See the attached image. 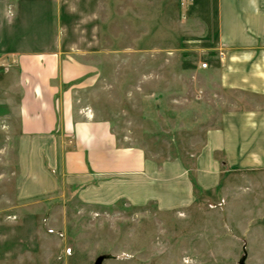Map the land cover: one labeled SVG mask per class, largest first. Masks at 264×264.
I'll return each instance as SVG.
<instances>
[{"label":"rangeland","instance_id":"obj_1","mask_svg":"<svg viewBox=\"0 0 264 264\" xmlns=\"http://www.w3.org/2000/svg\"><path fill=\"white\" fill-rule=\"evenodd\" d=\"M187 5L48 0L47 20L41 2L37 11L20 8L19 35L32 49L58 37L63 60L79 64L80 77L63 85L85 107L78 113L109 121L113 149L142 151L160 182L184 175L193 193L169 202L159 184L157 197L138 190L142 197L134 198L119 179L70 186L65 178L54 195L20 198L19 141L8 134L17 131L8 120L18 115L20 95L0 83V264H95L101 256L108 257L101 264H264V174L220 175L216 186H199V153L216 109L199 101L203 76L196 68L204 61L197 45L182 39L196 30L183 24ZM76 143L65 139V152ZM147 179L145 172L144 190Z\"/></svg>","mask_w":264,"mask_h":264},{"label":"crops","instance_id":"obj_2","mask_svg":"<svg viewBox=\"0 0 264 264\" xmlns=\"http://www.w3.org/2000/svg\"><path fill=\"white\" fill-rule=\"evenodd\" d=\"M40 2L38 11L47 20L48 0H0V83L7 85L3 87L6 93L20 95L18 115L8 120L18 124L17 131L8 134L19 141V197L54 195L65 178L70 186L119 179L122 191L126 196L132 191L134 198L142 197L138 190L157 197L159 184L169 202L191 197L193 188L187 177L160 182L159 173L145 168L142 151L113 149L109 121L78 113L85 107L75 105L72 91L65 92L63 85L80 77V66L74 59L63 60L68 54L62 51L60 38L46 36L41 47L32 49L30 41L19 35L20 8L28 5L37 11ZM186 3L181 8L183 24L196 30L182 39L197 45L194 50L206 64L205 69L196 68L203 76L199 101L216 109L215 121H211L215 124L205 129L199 153L196 171L203 180L199 186H216L219 183L214 180L220 175L264 174V0ZM11 79H16L13 87ZM6 97L7 106H12L14 99ZM68 137L77 141L76 150L69 153L63 144ZM56 170L60 175H53ZM145 172L150 179L146 190Z\"/></svg>","mask_w":264,"mask_h":264},{"label":"water","instance_id":"obj_3","mask_svg":"<svg viewBox=\"0 0 264 264\" xmlns=\"http://www.w3.org/2000/svg\"><path fill=\"white\" fill-rule=\"evenodd\" d=\"M106 258L108 257H105V256H101V257H98L95 261V264H101L103 260H105ZM239 264H244V258H242L239 262Z\"/></svg>","mask_w":264,"mask_h":264},{"label":"built area","instance_id":"obj_4","mask_svg":"<svg viewBox=\"0 0 264 264\" xmlns=\"http://www.w3.org/2000/svg\"><path fill=\"white\" fill-rule=\"evenodd\" d=\"M186 1H187V0H180L181 5H184V4L186 3ZM201 68H202V69H205V68H206V64H205V63H202V64H201Z\"/></svg>","mask_w":264,"mask_h":264}]
</instances>
